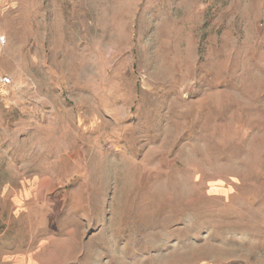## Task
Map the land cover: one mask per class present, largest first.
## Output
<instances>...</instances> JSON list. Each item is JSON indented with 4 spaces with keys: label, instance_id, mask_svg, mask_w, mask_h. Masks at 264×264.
<instances>
[{
    "label": "rangeland",
    "instance_id": "obj_1",
    "mask_svg": "<svg viewBox=\"0 0 264 264\" xmlns=\"http://www.w3.org/2000/svg\"><path fill=\"white\" fill-rule=\"evenodd\" d=\"M0 264H264V0H0Z\"/></svg>",
    "mask_w": 264,
    "mask_h": 264
},
{
    "label": "built area",
    "instance_id": "obj_2",
    "mask_svg": "<svg viewBox=\"0 0 264 264\" xmlns=\"http://www.w3.org/2000/svg\"><path fill=\"white\" fill-rule=\"evenodd\" d=\"M11 85V79L0 71V88H6Z\"/></svg>",
    "mask_w": 264,
    "mask_h": 264
}]
</instances>
